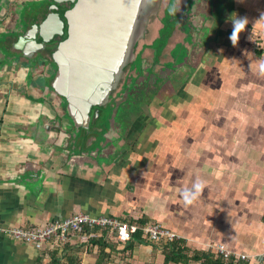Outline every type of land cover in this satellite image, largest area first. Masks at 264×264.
Listing matches in <instances>:
<instances>
[{
	"label": "crops",
	"instance_id": "crops-1",
	"mask_svg": "<svg viewBox=\"0 0 264 264\" xmlns=\"http://www.w3.org/2000/svg\"><path fill=\"white\" fill-rule=\"evenodd\" d=\"M231 2L245 11L230 10L225 25L231 28L230 20L236 16L247 18L237 47L250 41L248 25L263 29L264 0ZM250 10L257 12L250 15ZM7 71L0 68V117L5 120L0 124V226L41 225L79 211L110 214L161 223L176 231L191 250L216 253L209 245L223 244L235 253L237 264L258 263L264 251L262 88L252 96L260 106L233 107L225 118L220 107L214 111L217 105L200 103L197 108L205 109L197 115L201 124L177 111L171 119L174 109L159 126L144 127L138 144L134 141L125 149L120 142L123 154L103 161L99 170L76 160L67 165L61 144L37 140L38 129L15 121L29 113L30 105L17 88L9 87L12 76ZM252 82L256 85L257 78ZM211 110L217 122L209 125L204 117ZM190 136L196 141L191 142ZM93 239L85 241L77 235L61 252L44 251L0 232V264H70L73 257L77 264H97L99 245ZM132 253L124 261L117 255L108 264H183L166 263L163 244L137 241ZM242 253L250 259H239L236 254Z\"/></svg>",
	"mask_w": 264,
	"mask_h": 264
},
{
	"label": "rangeland",
	"instance_id": "rangeland-1",
	"mask_svg": "<svg viewBox=\"0 0 264 264\" xmlns=\"http://www.w3.org/2000/svg\"><path fill=\"white\" fill-rule=\"evenodd\" d=\"M154 1L156 5H158L161 0H149V4L144 13L140 16L141 20L144 17H147V13L150 9L155 7ZM167 1L169 0H163L158 13L150 16L146 20L147 24H145L147 32L144 36L145 38L139 40L144 35L141 21L140 33L137 35L135 42L129 49L130 54L126 58L127 62L125 67L128 65L129 60H131L130 62L136 60L137 56H135V53L133 54V51L137 46L138 40V47L136 50L138 52V50L142 48L141 56L145 59L148 58L147 64H145L141 70H137L136 68L127 70L129 74H126L124 67L125 73L124 71H121L118 75H115L118 78V81H111L109 87L110 90L113 87L119 89L123 83V81L119 82V80H123L125 74L131 76L133 79V85L132 88L129 89V92L138 94L142 89L144 90V88L148 90L149 86H151V89L152 86L155 87V89L151 90L152 92L148 93L147 101H144L141 105V110H143V115H145V117L141 118L142 121L140 126L132 128L131 125V132H129L130 129H126L130 136L134 135V141L137 144L139 143V140H141L144 127L148 128L152 124L153 116H156L154 121H156V125L159 126L161 124L159 122H165L166 115H170L174 109L176 110L171 116V119L176 116L175 112L177 111L178 114H181V117L189 114L188 116L193 119L194 124H196V122L201 124L202 119H197V115L202 113L201 111H205V109L197 108V105L200 103L203 104V106L210 108L217 105V109L214 111L217 112L220 107V110L224 112L222 114L223 118L227 117V114L233 109V107L243 105L244 107L253 108L261 105V102L256 101L252 96L255 91L259 90V88L264 90V53L260 56L256 52V50L264 48V22L262 23L263 29H258L254 26L250 28L248 25L247 27L251 31L250 41L246 40V44L235 47V44L238 41L233 43L230 38L233 31V24L230 28L225 25L228 22V19L225 22L220 23L218 20H214V17L230 18V10L232 11V9H234L239 12L245 10L241 5L233 4L231 2L232 0H211L206 12L208 19L205 21V30L201 32L198 40L192 44H188L190 38L187 40L185 39L188 41L186 44L187 46L180 44L177 49L171 53L172 59L165 64L169 73L181 66V68L178 69L179 73L164 76L161 69L164 62L170 58V51L174 48L177 42H181L185 38L184 34L178 29L173 37L169 39L165 53L161 55L158 60L154 59L155 50L151 47V41L157 35L158 27L162 26V23L159 22V18L164 15V9L168 3ZM180 2H183V0H180ZM48 3V1L41 2L36 0H29L28 2L16 0V2H14L17 15H19L21 10L27 11V9H30L34 13H39V11H42ZM256 12L257 10H250L247 13L251 15V13ZM184 25L187 33L200 34V30L196 27L191 31V26L188 25V23H184ZM11 33L12 32L8 31L5 35H0V53L5 54L7 52L5 45H7L6 42H8ZM243 34L244 33L240 32L239 37H242ZM149 57L152 59H149ZM58 72L59 71H57L56 74H58ZM150 74H156L158 76L156 78L157 80L151 81L150 78H155ZM253 78H257L258 80L256 85L252 82ZM248 79H251L252 81L249 80L250 82L245 84L244 82ZM128 80L129 77L127 78V81ZM109 95H107L106 101L109 100ZM245 95L246 98L247 95L250 97L246 99ZM103 104H105V102ZM207 111L208 110L206 109V112ZM251 111L254 112V110ZM212 112L213 111L211 110V114H206V118L204 117L205 122L209 125L214 123V121L215 123L217 122V117H214ZM113 115L114 111L111 108H107L102 116L105 125L111 124L110 122H114V120L116 122V118H113ZM230 115L233 117L232 114ZM177 116L178 121H180V115ZM221 122H223V120H221ZM194 130L195 134L197 129ZM159 135H161L162 138V133L159 132ZM196 139L197 138L190 136L191 142H195ZM127 144L128 143H125L124 145L125 149L129 147ZM78 148L79 146L75 145L73 151L75 154L79 153ZM110 149L113 150L112 147ZM99 165H101V163H99L98 166ZM100 167L101 166L98 168L99 170ZM115 257L117 258V255Z\"/></svg>",
	"mask_w": 264,
	"mask_h": 264
},
{
	"label": "flooded vegetation",
	"instance_id": "flooded-vegetation-1",
	"mask_svg": "<svg viewBox=\"0 0 264 264\" xmlns=\"http://www.w3.org/2000/svg\"><path fill=\"white\" fill-rule=\"evenodd\" d=\"M21 1L28 2L29 0ZM36 1H48L49 3L39 13L27 9V11L21 10L17 15L14 4L16 0H0V35H5L8 31L12 32L8 42H6L7 45H5L7 52L5 54L0 53V68L8 69L7 74L12 76V79L8 81L9 87L17 88L19 95L25 97L26 104L30 105L29 113L22 115L21 119L16 116L17 120L15 121L30 124L38 129V131H34L37 140L46 139L61 144L63 146L61 147L63 148V154H61L67 156L68 159L72 158V161L76 160L82 166L90 164L99 168V163L113 160L121 153L123 147H120V142L124 141L121 146H124L125 143L130 146L134 142V135L130 136L129 134L131 125L132 128L140 126L141 118L145 117L141 105L144 101H147L148 93L152 92L151 90L155 87L152 86V89L148 87V90L144 88L138 94L129 92L133 85V79L125 74L123 80H119V82L123 81L121 87L119 89L113 87L109 90L110 95L109 92L107 93L109 95L108 101H106V95L98 104L87 107L85 103H81L79 108L78 105L70 101L71 96L62 94L55 87L60 78V69L54 58V52L59 43L68 35L67 24L58 26L56 21H53V28L46 27L43 33L35 28V26L46 20L52 12L59 13L65 22L64 13L71 9L77 0ZM196 1L198 0H183V2L178 0V6L172 11L175 19L179 20L177 29L181 28L182 25L184 26V23H188L193 29L196 27L199 30L206 26L205 21L208 19L206 12L211 0H199V4H196ZM195 10L198 14L194 13ZM214 20H216V17H214ZM29 31L30 35H28ZM56 31L60 32L61 35L55 34L52 37ZM138 41L135 47V56L137 54L141 56L142 48L138 52L136 50ZM29 44L32 48L35 46V49L31 51ZM142 68L136 69L141 70ZM57 71H59L58 74H56ZM128 77L129 80L127 81ZM112 81H118V78L113 76ZM104 102L105 104H103ZM130 107H133L132 111H130ZM107 108L114 111L113 118H116V122L115 120L110 122L111 124L108 125L107 129L102 130L107 125L102 119ZM119 117L124 126L121 132L117 128ZM155 119L156 116H153L152 124H155ZM4 122V118L0 117V124ZM94 127L100 129L99 136L104 134L105 139L101 140V144L97 143L92 147L95 138L94 132H96L92 129ZM41 128H44L47 132H41ZM126 129H130L129 132ZM76 141L79 142L78 146L81 148H79L77 154L73 152ZM57 145L55 144V147ZM111 147L113 150L110 149Z\"/></svg>",
	"mask_w": 264,
	"mask_h": 264
},
{
	"label": "water",
	"instance_id": "water-1",
	"mask_svg": "<svg viewBox=\"0 0 264 264\" xmlns=\"http://www.w3.org/2000/svg\"><path fill=\"white\" fill-rule=\"evenodd\" d=\"M148 4L149 0H77L64 13L65 22L59 13L52 12L35 26L42 33L46 27L53 28V21L68 26L67 37L54 52L60 69L55 85L59 92L71 96L70 101L79 108L81 103L87 107L100 103L110 90L113 76L126 65L129 49L141 30L140 16ZM55 34L60 32L52 37ZM29 49L35 46L29 44ZM71 163L69 158L67 164Z\"/></svg>",
	"mask_w": 264,
	"mask_h": 264
},
{
	"label": "built area",
	"instance_id": "built-area-1",
	"mask_svg": "<svg viewBox=\"0 0 264 264\" xmlns=\"http://www.w3.org/2000/svg\"><path fill=\"white\" fill-rule=\"evenodd\" d=\"M3 232L16 240L33 244L40 250L63 251L64 246L73 236H82V239L89 241L91 238L104 237L109 242H117L118 248L124 249L130 239L136 234L140 238L153 244H168L177 239L180 235L161 223L145 221L138 223L128 221L109 214H91L79 211L67 216H58L41 225L31 226H0ZM216 254L228 260L234 252L227 249L223 244H210ZM117 250H122L118 249ZM111 250V248H110ZM241 260H249L248 254H236ZM257 264H264V251L260 254Z\"/></svg>",
	"mask_w": 264,
	"mask_h": 264
},
{
	"label": "trees",
	"instance_id": "trees-1",
	"mask_svg": "<svg viewBox=\"0 0 264 264\" xmlns=\"http://www.w3.org/2000/svg\"><path fill=\"white\" fill-rule=\"evenodd\" d=\"M167 2L168 3H167V5H166V7L164 9V15L159 18V22L162 23V26L158 27L157 35L151 41V47L155 50V53H154V57L155 58L154 59H156V60H158L159 57L165 53L166 45L169 42V39L172 38L174 33L178 30L177 29V25L179 24V20L175 19V15H173V13H172L173 9L176 6H178V4H177L178 0H174V1L173 0H169ZM198 2H199V0L196 1L195 3L197 4ZM162 3H163V0H161L160 3H158V5H156V3L154 1L155 7H153L152 9H150L148 11L147 17H144L142 19V29H143L144 35L139 40L145 38L144 36H145V34L147 32V27H146L147 22H146V20L150 16H153L154 14L158 13ZM169 11H170V13H169ZM194 13L198 14V12L196 10H195ZM227 19L229 20V18H227V17H225V18L224 17L223 18L216 17V20H218L220 23L225 22ZM184 27H185V25L184 26L182 25V27L179 28V30L184 34V37H185L184 40L181 41V42H177L175 44L174 48H172V50L170 51V58H168L164 62L163 66H162L161 72H162V74L164 76H170V74L174 75L176 73H179V71L177 69H174L173 71H171L169 73V70L165 66L166 62H168L170 59H172L171 53H173L180 44L187 46L186 44L188 43V41H186V40L189 39V38H190V41H189L188 44H192L193 42L197 41L198 37L201 35V32L203 30H205V27H202V30H200V34L197 35L196 33H193V34L187 33L186 29ZM249 27L252 28V25H250ZM193 30L194 29L191 27V31H193ZM140 50H138V51H140ZM256 52H257L258 55L261 56L264 53V48H260V49L256 50ZM134 53H135V49L133 51V54ZM132 57H133V55H132ZM141 57L142 56L137 54L136 60H134L135 63L134 62L131 63L130 62L131 60L128 61V63L129 62L130 63L128 64V66H126V70H125L126 74L128 73L127 70H129V69L130 70L133 69V68H137L138 69L140 67L142 68L143 65L145 66V63L147 62L148 58L147 59H145V58L142 59ZM149 59H152V58L149 57ZM142 62H143V65H142ZM178 68H181V66H179ZM150 75H152V77L155 78V79L151 78V81H153V80L156 81L157 80L156 78L158 76L156 74H150ZM149 88L151 89V86H149ZM129 109H130V111H132L133 107H130ZM107 127H108V125H106V127L104 129H102V130H106ZM117 128H119L120 132L124 128L123 124L120 121V117H119L118 122H117ZM92 129H93V131L94 130L96 131V132H94L95 138L93 140L94 143L92 144V147H93L95 144L100 143L101 140H104L105 139V135L102 134V135L99 136L100 129L98 127H96V128L94 127ZM75 144L78 145L79 142L76 141ZM128 221H130V220H128ZM142 222H145V221L144 220L143 221L138 220V223H142ZM93 241H94V243H98V245H99V249H98V255H99L98 257L99 258L97 260V264H108L111 261H114L113 257H115L116 255H119L121 260H125V259L127 260V258L129 259L130 257H132V254H133L132 252H133V249L135 247V243L137 241H144V242L150 243L149 241L141 239L140 238V234H136L133 239H130L128 241V244L125 246L124 249L120 250L121 251L120 252V251L116 250L117 249V245H118L117 242H113V241L109 242L104 237L93 239ZM107 246H111V252H107L106 251V247ZM163 246H164V253L166 255V263L175 262V263L188 264L191 261H201L202 264H237L235 262V258L234 257H232L234 259L231 258L230 261H225L222 256H219V255H217L216 253H214L212 251L191 250L190 248H188L186 246V243L181 238L177 239V240H175L173 242H170L168 244H164ZM69 261H70L69 262L70 264H77V262H79L74 257L71 258ZM241 264H248V263L247 262H242Z\"/></svg>",
	"mask_w": 264,
	"mask_h": 264
},
{
	"label": "clouds",
	"instance_id": "clouds-1",
	"mask_svg": "<svg viewBox=\"0 0 264 264\" xmlns=\"http://www.w3.org/2000/svg\"><path fill=\"white\" fill-rule=\"evenodd\" d=\"M246 17H235L232 18V23H233V31L231 33V40L233 41V43H235L238 38H239V33L241 32V30H243L245 28L246 25ZM197 187H199V185H197Z\"/></svg>",
	"mask_w": 264,
	"mask_h": 264
}]
</instances>
